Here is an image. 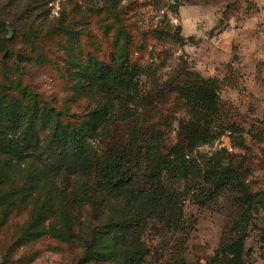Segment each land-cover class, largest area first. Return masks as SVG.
Masks as SVG:
<instances>
[{"label":"rangeland","instance_id":"374dc122","mask_svg":"<svg viewBox=\"0 0 264 264\" xmlns=\"http://www.w3.org/2000/svg\"><path fill=\"white\" fill-rule=\"evenodd\" d=\"M0 13L12 25L39 33L34 39L0 31V40L10 36L0 48V84L23 100L27 93L36 95L68 113L67 120L90 118L101 96L78 89V72L90 58L139 69L140 100L126 107L145 114V124L160 131L163 148L186 144L178 125L199 116L174 87L213 82L218 101L209 123L215 137L188 150L198 170L190 182L146 186L148 199L137 216L148 250L142 264H169L179 253L186 263L223 264L219 245L240 224L247 232L243 264H264V0H0ZM58 26L68 30L53 31ZM127 121H116L114 134L124 136ZM36 130L43 141L48 131L40 123ZM102 140L90 142L92 152L104 151ZM27 159L3 190L24 182L32 162ZM222 168L232 177L215 190L209 172ZM121 171L135 173L127 166ZM240 192L254 206L245 209ZM34 196L15 198L0 220V264H119L79 260L91 228L100 229L108 215L93 218L73 196L63 207L72 217L68 229L50 218L38 238H19L36 207Z\"/></svg>","mask_w":264,"mask_h":264},{"label":"trees","instance_id":"16d2710c","mask_svg":"<svg viewBox=\"0 0 264 264\" xmlns=\"http://www.w3.org/2000/svg\"><path fill=\"white\" fill-rule=\"evenodd\" d=\"M57 29L68 30L58 26L53 31ZM0 31L10 36L28 34L34 39L39 37L36 31H25L7 22L1 13ZM4 40H0V48L5 47ZM78 73L79 91L101 94L95 109L89 114L90 118L84 120H67L68 113L36 99V95L31 97L27 93L23 96L26 100H23L16 97L12 88L0 84V210L3 211L0 220L2 222L7 217L15 198L22 201L35 194L36 207L19 238H38L46 231L42 222L50 218L64 221L68 229L72 217L63 207L67 198L73 196L72 202L87 205L93 218L105 212L108 215L100 229L96 226L91 228L80 261L98 258L115 260L119 264H142L148 250L141 240L142 226L137 216L148 199L146 186L148 183L174 186L180 181H189L198 170L197 162L188 157V150L215 137L210 132L209 121L216 109L218 89L208 79L174 87L191 112L199 116L178 125L186 144L177 141L163 148L160 131L154 129L153 123L145 124V114L134 113L135 109L126 107L127 102L137 104L141 97L138 86L140 73L134 64L109 65L90 58ZM186 74L191 75L189 72ZM24 91L21 88V94ZM114 103L117 108H113ZM122 112L124 114L120 116ZM124 119H128L126 134H114L117 128L112 129V125ZM35 123H40L48 131L43 141H40ZM97 137L104 138L100 141L105 145L101 154L91 150L90 142ZM28 157L32 162L27 167L24 182L3 190V183L8 182L11 174L25 169L22 165ZM122 166L133 169L135 173H122ZM209 173L208 179L215 185V190L232 177L225 168L210 170ZM185 189L189 190V187ZM40 193H43V198H40ZM7 194L10 195L9 200L5 197ZM207 198L206 195L197 199ZM239 198L245 209L253 205L247 193L240 192ZM241 216L245 220V212ZM232 230L233 237L221 241L219 252L223 264H243L246 226L240 224ZM60 231L63 233V229ZM169 264L192 263L184 262L179 253Z\"/></svg>","mask_w":264,"mask_h":264}]
</instances>
